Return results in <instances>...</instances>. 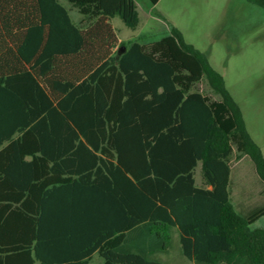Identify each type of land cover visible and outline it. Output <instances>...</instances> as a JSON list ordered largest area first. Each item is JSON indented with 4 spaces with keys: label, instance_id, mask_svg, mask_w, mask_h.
Here are the masks:
<instances>
[{
    "label": "trees",
    "instance_id": "16d2710c",
    "mask_svg": "<svg viewBox=\"0 0 264 264\" xmlns=\"http://www.w3.org/2000/svg\"><path fill=\"white\" fill-rule=\"evenodd\" d=\"M67 1L80 24L0 0V264H165L172 228L194 264H264V204L242 214L229 189L234 146L263 182L264 155L223 75L174 26L121 41L135 0Z\"/></svg>",
    "mask_w": 264,
    "mask_h": 264
},
{
    "label": "rangeland",
    "instance_id": "374dc122",
    "mask_svg": "<svg viewBox=\"0 0 264 264\" xmlns=\"http://www.w3.org/2000/svg\"><path fill=\"white\" fill-rule=\"evenodd\" d=\"M135 1L142 23L137 29H131L115 17L119 37L126 42L129 37L142 32L150 40L176 27L184 41L204 53L210 64L223 75L226 88L241 109L249 135L264 155V10L245 0H160L151 9L141 6L140 0ZM147 8L157 16L156 22L145 14ZM196 88L213 98H220L205 77ZM230 165L231 202L238 212L247 214L264 204V182L250 157L239 153L235 146ZM195 179L197 184H202L200 163L195 169ZM251 227L264 229V216ZM152 257L165 264H194L182 254L176 228L171 229L168 249L156 252ZM100 262L95 253L90 264Z\"/></svg>",
    "mask_w": 264,
    "mask_h": 264
},
{
    "label": "crops",
    "instance_id": "0c3cea01",
    "mask_svg": "<svg viewBox=\"0 0 264 264\" xmlns=\"http://www.w3.org/2000/svg\"><path fill=\"white\" fill-rule=\"evenodd\" d=\"M160 1V0H159ZM158 1V2H159ZM61 2L67 7V8H69L70 9V14H71V17H72V19L75 21V22H77V23H81L84 19V17H83V15L81 14V13H79L75 8H73V7H71V5H70V3L67 1V0H61ZM157 2V3H158ZM135 3H136V1H135ZM140 3H141V6L142 5H146V7H149L150 6V8L149 9H151V8H153V6L152 5H154V4H157V3H152L151 4V2H150V0H140ZM136 6H137V3H136ZM137 10H138V6H137ZM145 11V14L148 16V18H149V20H151L152 22H156L155 21V19L157 18V16L156 15H154V14H152L151 13V11L150 10H148V8L146 9V10H144ZM138 14H139V18H140V21H139V24H138V26H137V28L141 25V23H142V18H141V15H140V12H139V10H138ZM115 17H118V16H114V17H112L111 18V22H112V24H113V26L115 27V29H116V32H117V34H118V30H117V26L114 24V19H115ZM137 28H135V29H137ZM168 34V33H167ZM139 35H143V33L142 32H140L139 34H137V35H133V36H131V37H129V39H133V38H136L137 36H139ZM145 35V34H144ZM165 35V34H164ZM119 36V35H118ZM163 36V35H162ZM161 37V36H160ZM120 38V37H119ZM128 39V40H129ZM154 39H156V38H154ZM120 40L121 41H123V39H121L120 38ZM94 256V255H93ZM93 258V257H92ZM101 263V262H100Z\"/></svg>",
    "mask_w": 264,
    "mask_h": 264
},
{
    "label": "water",
    "instance_id": "95a60500",
    "mask_svg": "<svg viewBox=\"0 0 264 264\" xmlns=\"http://www.w3.org/2000/svg\"><path fill=\"white\" fill-rule=\"evenodd\" d=\"M121 49H122V50H124V49H125V47H124V46H121Z\"/></svg>",
    "mask_w": 264,
    "mask_h": 264
}]
</instances>
